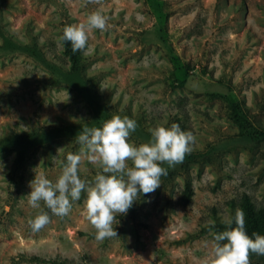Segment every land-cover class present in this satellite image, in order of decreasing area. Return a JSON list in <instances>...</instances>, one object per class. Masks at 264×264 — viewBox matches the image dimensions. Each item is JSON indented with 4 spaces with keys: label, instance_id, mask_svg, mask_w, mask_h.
<instances>
[{
    "label": "rangeland",
    "instance_id": "374dc122",
    "mask_svg": "<svg viewBox=\"0 0 264 264\" xmlns=\"http://www.w3.org/2000/svg\"><path fill=\"white\" fill-rule=\"evenodd\" d=\"M96 9L110 18L109 27L89 34L81 73L108 113L134 119L142 132L183 125L198 151L238 133L233 102L264 126V0H0V45L10 39L35 47L47 63L67 70L58 37ZM91 116L78 93L33 56L0 50V137ZM136 131L129 142L139 146L145 141ZM80 149L76 138H62L22 165L13 152L0 155V264H202L219 232L215 225L241 209L244 194L264 208V143L235 145L139 194L117 216L116 237L96 240L84 192L63 218L42 203L51 222L33 232L27 221L39 210L27 202L30 182L39 171L55 181L59 161ZM99 171L83 160L79 175L92 181ZM187 183L193 195L184 204ZM250 261L264 263V255Z\"/></svg>",
    "mask_w": 264,
    "mask_h": 264
},
{
    "label": "clouds",
    "instance_id": "9594fccd",
    "mask_svg": "<svg viewBox=\"0 0 264 264\" xmlns=\"http://www.w3.org/2000/svg\"><path fill=\"white\" fill-rule=\"evenodd\" d=\"M93 2L99 4L100 0ZM109 19L99 9L93 10L83 22L65 26L58 42L61 47L70 42L73 53L81 51L87 55L91 51L89 34L94 30L106 31ZM137 127L134 119L118 114L105 120L101 127L85 125L76 136L80 151L69 152L66 161H59L61 172L55 181L44 171L36 173L26 196L29 206L39 210L27 221L32 231L39 232L51 222L41 208L42 203L53 215L63 218L71 212L72 202L79 201L84 192V215L95 229L96 240L116 237L113 225L119 223L117 216L126 215L139 194L156 191L161 177L167 175L161 165L173 167L181 163L196 142L190 131L182 130L176 123L170 127L157 124L149 129V141L136 146L129 142V137ZM83 160L101 169L92 181L80 178ZM2 167L0 163V170ZM223 223L225 229L213 234L210 252L202 264H251V254L264 255V235L247 233L242 209L237 208L234 216L225 217Z\"/></svg>",
    "mask_w": 264,
    "mask_h": 264
},
{
    "label": "trees",
    "instance_id": "16d2710c",
    "mask_svg": "<svg viewBox=\"0 0 264 264\" xmlns=\"http://www.w3.org/2000/svg\"><path fill=\"white\" fill-rule=\"evenodd\" d=\"M0 50L21 52L33 56L45 67L56 73L63 83L76 91L92 111L91 118L82 124H64L41 132L33 130L10 133L2 136L0 137V155L13 152L15 154L16 163L22 165L30 158L31 154L37 148L44 147L57 139L76 138L85 125L89 127H101L105 120L112 117V114L108 113L100 105L95 90L89 86L83 78L81 73V53L80 51L73 53L70 42H65L63 46V52L70 62V67L67 70L58 69L52 64L47 63L40 51L36 50L35 47L19 44L10 39L4 40L3 44L0 45ZM232 116L238 126V133L236 135L221 139L219 142L212 144L205 151L192 150L190 153L186 154L181 163L173 167H169L166 163L162 164L161 166L167 170V175L162 176L161 179H170L175 174L185 171L192 163L210 162L219 152L232 146L241 145L243 147L254 148L264 143V126H256L253 124L237 102L232 103ZM179 126L184 130L183 125ZM136 134L142 137L145 142H148L150 139V132L138 130ZM192 195V187L187 183L183 191V203L188 204ZM240 208L245 214V228L247 233L250 236L253 233L264 235V208L256 209L247 194L242 196ZM234 214L235 213H233L232 216H234ZM214 228L217 231H223L225 225L223 222H219ZM49 264L65 263L50 261ZM251 264L264 263L252 262Z\"/></svg>",
    "mask_w": 264,
    "mask_h": 264
}]
</instances>
